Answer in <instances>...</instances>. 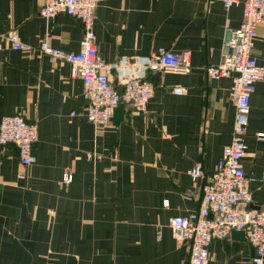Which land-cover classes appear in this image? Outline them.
Masks as SVG:
<instances>
[{"label":"crops","instance_id":"obj_1","mask_svg":"<svg viewBox=\"0 0 264 264\" xmlns=\"http://www.w3.org/2000/svg\"><path fill=\"white\" fill-rule=\"evenodd\" d=\"M42 4L0 0V34L14 30L25 46L46 40L77 53L82 26L65 15L40 17ZM241 20V4L225 10L214 0H99L93 32L103 60L144 62L162 48L188 52L192 66L186 75L140 72L154 87L145 110H125L99 130L85 117L82 81L66 62L2 41L0 120L22 116L37 126L38 141L29 167L13 148L0 153V264H187V243L175 241L168 220L198 208L204 178L230 142L231 78L209 79L204 68L220 64L226 30ZM251 56L264 66V25ZM175 87L184 94L174 95ZM257 135H264V80L250 96L242 160L251 207L264 210ZM196 165L203 178L192 181L187 171ZM65 172L68 187L60 184ZM208 251L206 264H251L253 255L245 237L231 234Z\"/></svg>","mask_w":264,"mask_h":264},{"label":"built area","instance_id":"obj_2","mask_svg":"<svg viewBox=\"0 0 264 264\" xmlns=\"http://www.w3.org/2000/svg\"><path fill=\"white\" fill-rule=\"evenodd\" d=\"M214 1L221 2L225 10L242 5L240 25L226 30L220 64L204 68L209 79L231 78L229 99L235 108L231 139L223 148L214 171L204 178L198 208L186 216L169 218L168 225L176 242L187 243V264H206L210 243L228 240L231 231L244 232L253 250L251 264H264V210L251 207L249 181L242 168L247 149L245 137L250 96L256 83L264 80V66H259L251 56L257 29L264 25V0ZM98 3L99 0H43L39 9V16L44 19L65 15L82 26L83 36L77 53L53 48L46 40L40 41L34 48L25 46L14 30L0 34V50L2 41H5L13 50H27L33 55L66 62L70 67V76L82 81L83 112L96 130L111 124L114 109L120 104L131 115L145 110L153 97L154 87L147 77L139 75L140 72L186 75L192 68L188 52L178 54L162 48L144 62L133 57L114 62L103 60L97 53L93 32ZM171 91L181 96L185 88L175 87ZM257 136L264 138V135ZM37 141V126L22 116L0 120V153L13 148L23 167L35 163L32 148ZM187 175L192 181L203 178L198 165L189 169ZM72 180V175L65 172L60 184L68 187Z\"/></svg>","mask_w":264,"mask_h":264},{"label":"water","instance_id":"obj_3","mask_svg":"<svg viewBox=\"0 0 264 264\" xmlns=\"http://www.w3.org/2000/svg\"><path fill=\"white\" fill-rule=\"evenodd\" d=\"M124 113H125L124 106L122 104L118 105L114 109L113 118L111 122H113L114 124L118 123V121L123 119ZM230 234L239 238L245 237V234L242 231H231Z\"/></svg>","mask_w":264,"mask_h":264}]
</instances>
